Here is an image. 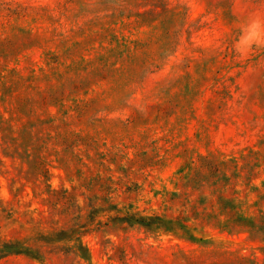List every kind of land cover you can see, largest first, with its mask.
Segmentation results:
<instances>
[{
  "label": "rangeland",
  "instance_id": "374dc122",
  "mask_svg": "<svg viewBox=\"0 0 264 264\" xmlns=\"http://www.w3.org/2000/svg\"><path fill=\"white\" fill-rule=\"evenodd\" d=\"M0 264H264V0H0Z\"/></svg>",
  "mask_w": 264,
  "mask_h": 264
}]
</instances>
